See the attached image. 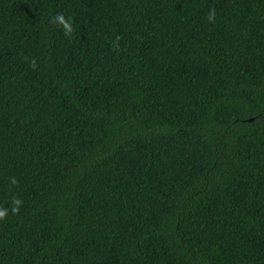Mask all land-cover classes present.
I'll return each instance as SVG.
<instances>
[{
	"label": "trees",
	"instance_id": "1",
	"mask_svg": "<svg viewBox=\"0 0 264 264\" xmlns=\"http://www.w3.org/2000/svg\"><path fill=\"white\" fill-rule=\"evenodd\" d=\"M0 207V264H264V0H0Z\"/></svg>",
	"mask_w": 264,
	"mask_h": 264
},
{
	"label": "clouds",
	"instance_id": "2",
	"mask_svg": "<svg viewBox=\"0 0 264 264\" xmlns=\"http://www.w3.org/2000/svg\"><path fill=\"white\" fill-rule=\"evenodd\" d=\"M216 18L215 10H210L209 15L207 16V20L209 22H214ZM54 25H57L63 29V33L66 37H71L74 32L75 28L73 27V21L71 17H66L63 13H57L55 16H53L52 21ZM119 37H117V43L113 44L114 50H118L119 48ZM33 67H35V60L31 61ZM10 183L12 185H18L19 181L15 177H10ZM23 201L19 198L13 197L12 199V208L11 213L12 214H18L20 211V208L22 207ZM9 214V210L7 208L0 207V220H5Z\"/></svg>",
	"mask_w": 264,
	"mask_h": 264
}]
</instances>
